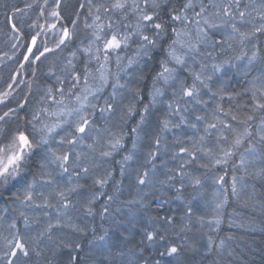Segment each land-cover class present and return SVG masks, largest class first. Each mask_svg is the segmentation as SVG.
Returning <instances> with one entry per match:
<instances>
[{
  "label": "snow or ice",
  "instance_id": "snow-or-ice-1",
  "mask_svg": "<svg viewBox=\"0 0 264 264\" xmlns=\"http://www.w3.org/2000/svg\"><path fill=\"white\" fill-rule=\"evenodd\" d=\"M3 7L8 9L9 5L5 3ZM26 8L38 13L37 21L40 17L53 20L47 29L37 22L30 23L29 28H40L41 32L55 30L54 46L48 47L45 43L42 50L37 47L40 32L30 35L29 46L23 55L28 64L41 61L42 57L47 59V53L63 51L79 39L82 46L72 52V57L76 58L77 52L87 57L84 67V83L87 85L88 62L103 59V68L115 55L119 67L123 59L121 50L136 44L135 56L128 59V66L134 63L140 65L137 79H151L152 84L148 93L149 103L143 106L142 112L138 113L139 120L130 129L133 134L132 149L127 150L122 160L116 161L120 165V181L113 179L112 169L98 171L124 148L123 128L120 127L117 132L106 125L117 111L122 122L137 114L139 89L129 88L132 97L124 103L117 99L115 90L126 85L120 84L117 78L112 85L114 91L111 98L104 99L101 104L97 93L102 92L107 83V77L102 73L100 87L94 92L86 88L76 95V107L69 109L65 106L66 111L62 114L74 115L75 119L59 140L52 134L67 121L51 126L44 124L36 110L31 113L26 110L27 98L16 108L9 107L0 114V200L10 202L13 206L11 212L16 213L9 219V208L0 210V223L7 224V235L0 234V264H31L33 255L40 257L39 244L45 238L52 240L54 229L64 226L61 218L67 216L69 209L76 208L71 199L74 193L84 198L81 208L89 216L96 214L93 207L96 202L106 198L99 214L102 221L110 223L99 234L95 229L73 226V230L83 236H88L91 231L87 246L79 240H62L56 248L68 249V252L55 264H203L210 255L220 254L225 246L223 239L217 243L213 237L207 236L200 244L188 242L184 234L191 230L195 208L184 191L189 186L193 189L202 186L201 175H195L191 170L190 166L194 163L208 171L220 168L225 174L231 167L233 196L239 194L238 186L245 177L264 180V0H86V3L81 0H76V3L72 0H52L51 4L49 0L42 3L35 0ZM12 13L9 16L6 11L5 16L11 23V31L18 33L16 14L23 16L27 13L18 6H12ZM82 18L83 29L79 30L78 23ZM65 20L71 27L63 23ZM165 37L171 40L165 50L166 58L160 61V70L149 76L153 53ZM177 45L183 50L179 54ZM237 48L239 55H227L228 50L235 51ZM217 50L225 54L224 58L213 63L211 74H206L204 69L208 65L203 61L205 58L216 60L214 53ZM189 58L194 64L199 63L200 71L188 66ZM73 59L67 60L65 65L73 81L67 93L69 96L75 95L71 88L77 87L81 80L78 73L73 74L76 67ZM234 60H245L246 63L238 66ZM233 67L243 77H251L247 79L248 87L238 94L246 96L247 101L237 104L236 111L232 108L225 111L218 101L215 107H211L204 95H210L212 99L219 97L222 101L226 89L218 85L222 84V76L227 75V69ZM181 71L191 76V83L186 77L181 78ZM216 73H221V76ZM57 79L59 84L45 91L41 104L47 103L49 98L53 103L64 104V81L59 77ZM161 83L172 89L167 101L159 99L165 95L164 88L158 86ZM56 93L61 99H57ZM9 94L5 92L2 95L7 97ZM89 95L95 99L89 100ZM227 98L230 102L235 100L232 94H228ZM3 102L0 100V103ZM157 103L165 105V113L158 121L157 130L149 131L145 128L147 115ZM196 106L203 107L197 109ZM208 108H211L210 112L205 111ZM22 110L24 119L21 124ZM46 111L44 107L39 108V113ZM202 111L204 114H199ZM221 116L226 119H221ZM10 121L16 123L14 129L9 127ZM100 121H104L105 126H99ZM38 122L42 126L38 127ZM197 122L204 125L202 135ZM185 127L197 129V136L189 138L192 141L190 144L180 135L173 139L178 148L170 149L168 143L162 142L164 133ZM213 136L215 144L209 147L207 141ZM86 140H91V143L85 145ZM50 141L55 142V148ZM142 142L147 148L143 155L144 163L134 169L133 177L139 196L123 202L128 206L127 218L117 216L113 214L111 204L117 200L116 192L120 191L123 178L128 174V163L137 155ZM84 147L89 151H83ZM170 150L171 158L178 163L167 169L164 179H159L155 161ZM201 160L206 163H198ZM237 169L242 170L244 176L238 177L235 174ZM186 179L189 184H185ZM89 180L95 190L82 191ZM213 182L220 185L212 201L214 218L205 221L204 216L195 217L201 226L207 222L210 231L219 228L221 210L228 201L224 175L213 177ZM109 184L116 192L110 194L106 191ZM153 190L162 193L174 190L169 197L162 195L156 198L162 204H169L173 199L181 204L163 215L159 212L153 215L147 204L149 193ZM28 209L32 210V214L26 211ZM49 209H56L55 216L48 212ZM36 210H42L46 219L32 235L33 226L40 223ZM115 212L120 213L121 209L117 207ZM137 235L139 243L136 248H128L125 252L124 247ZM52 251L55 256L56 249Z\"/></svg>",
  "mask_w": 264,
  "mask_h": 264
},
{
  "label": "trees",
  "instance_id": "trees-1",
  "mask_svg": "<svg viewBox=\"0 0 264 264\" xmlns=\"http://www.w3.org/2000/svg\"><path fill=\"white\" fill-rule=\"evenodd\" d=\"M42 3L43 0H40ZM52 0H49L51 4ZM73 3H76V0H72ZM85 2L86 0H81ZM99 2V0H97ZM247 2V0H245ZM8 4L9 8L5 9L3 4ZM30 3H35V0H0V100H3V103H0V114L4 111H7L9 107L16 108L18 103L24 102L25 98L29 101L26 105V110L31 113L33 110H36L40 115V120L44 124L49 126L57 123H62L67 121V123H62V127L57 128L56 131L52 134L56 137V140H59L60 136L64 134L65 129L71 126V121L75 119V116L63 115L67 108L76 107V95H80L83 90L90 89L95 91L96 88L101 86V74L103 73L107 77V83L103 87V91L97 93V96L100 98V103H103L104 99H110L111 94L114 89L112 85L116 83L117 78L120 84L126 85L125 88H117L115 91L117 93V99L123 100L124 103H127L131 97L132 93L129 92L131 89H139L140 97L138 98L139 102L136 104L137 114H134L127 119L126 122H122L119 119V111L111 118V121L107 127L111 128L113 131H119L120 127L123 128L125 133L124 137V148L116 152L111 159L106 161L102 168L98 171L103 172L105 169L113 170V179L120 181L121 177L119 174L120 165L116 161L122 160L123 156L127 154V150L132 149V139L133 134L130 132L131 127L135 126L136 122L139 120V114L143 110V106L149 103L148 93L151 88L152 81L151 79L139 80L137 79V73L140 68V65L133 64L130 67L128 66V59L135 56L136 53V44H130L126 49L121 50L120 56L123 58L121 64L117 67L115 55H113L110 61L101 68V64H104L103 59L97 62L95 59H92L88 62V83H84V67L87 57L81 55L77 52L76 58L73 59L72 52H76L78 46L80 45V40H76L75 43L69 44L67 48H64L63 51L57 50L56 53H47V59L41 58V61H36L32 64H28L23 60V55L26 54V48L29 42L30 35L40 32L38 37L37 47H40L41 50L44 46L45 36L48 39V47L54 46L55 37L53 32H41L40 28H29V24L37 22L40 26L47 29L48 24L52 23L53 20L50 17H40L37 21L38 13L34 9H27L26 5ZM12 6H18L24 8L27 15L16 14L15 22L18 24L20 31L14 33L11 31V23L6 19L5 12L7 11L8 15H12ZM86 11V9H85ZM67 15V14H66ZM68 27H71L68 24V21H63ZM59 28V22H57ZM78 29H83V18L78 23ZM83 33H81V36ZM219 38V36L217 37ZM171 43V40L168 37H165L164 40L160 42V46L153 53V60L150 62L149 76L154 75L156 71L160 70V61L166 58L165 50L168 45ZM264 43V41H262ZM227 47V45H225ZM35 51V48L34 50ZM183 50L180 49L177 45L178 54ZM240 54L239 48L235 51L228 50L227 55L235 57ZM217 56L216 60L211 58H205L204 63L208 65L204 69L206 74H211L213 63L219 62L220 59L224 58V53L219 52L214 53ZM73 59L75 64V72L81 76V80L77 87L71 88V92L75 95H67L69 92L70 85L73 81L68 75V70L65 68L67 60ZM188 66L194 68L196 71H200L199 63H193L189 58L187 60ZM234 63L238 66L246 63L245 60H234ZM21 64L24 65L21 68ZM169 66H172L171 64ZM181 78L186 77L187 81L191 83V76L186 71H181L179 73ZM217 76H221V73H216ZM60 78L64 81L63 87L65 88V97H63L64 104H56L49 101L45 104H41V99L44 96V93L49 88H54V86L59 84ZM243 74L237 72L236 68H228L227 75L222 76V84L218 86H223L226 89L225 98L221 101L219 97L214 99L210 98V95H204V99L209 102L211 107H215V103L218 101L221 103L223 109L227 111L229 108H232L233 111H236L237 104L242 101H247L246 96L238 95L242 94L244 90L248 87L247 79ZM9 85H12L9 88ZM163 87L165 90V95L159 99L162 101H167L171 96L172 89L163 85L162 83L158 85ZM215 90V89H214ZM206 91V90H205ZM8 92L10 93L7 97L2 94ZM228 94L235 96V100L230 102L227 98ZM57 99H61L58 93H56ZM95 98L89 95V100H94ZM44 107L47 109L45 113H39V108ZM197 109L203 106H196ZM151 114L147 115L145 128L149 131L157 130V124L159 119H161L165 113V105L163 103H157L151 110ZM205 111L210 112L211 108L205 109ZM199 114L203 115L204 112ZM31 118L30 116L28 117ZM24 111H21V120L20 123H23ZM194 119V117H193ZM221 119H226L221 116ZM38 127L42 126L39 122ZM99 126H105L104 121H100ZM9 127L14 129L16 123L14 121L9 122ZM204 125L202 122H197V128L200 130L199 134H203ZM186 133V134H185ZM180 135L181 138L188 144L192 141L190 137L197 136V129L192 128H180L174 129L171 132H166L163 134L162 142L168 143L169 148H178L179 145L173 144V139L175 136ZM143 137V133H141ZM52 146L55 148L56 144L54 141H50ZM91 143V140H86L85 145ZM207 144L209 147L215 144V136L208 139ZM83 151H89L87 147L82 149ZM147 148L145 143H141L140 147L137 150V155L133 158L132 161L128 163V174L123 178V184L120 186V191L116 190L109 184L106 188L110 194L116 192L117 200L111 204V210L113 214L117 216H123L127 218L128 206L123 203L125 201L138 198L139 193L137 192L134 177V169L138 168L141 164L144 163L143 155L146 153ZM242 151V149H241ZM98 157V152H97ZM171 150L162 153L161 156L155 161L157 165L156 176L159 179H164V174L168 168L175 167L178 161L173 160ZM198 163H206L205 160H201ZM238 163V157H237ZM193 170V174L201 175L202 186L199 189H193L191 186L187 187L184 191L185 197L192 201L195 211L192 223L190 225L191 230L186 232L184 235L187 236L188 242L190 244H200L206 240L207 236L213 237V239L219 243L220 240H225V246L220 254L210 255L203 264H264V180L259 178L245 177L244 182L239 185L240 188L239 194L237 196L231 195V177L232 169L228 168L227 174L220 169L214 168L210 171L199 168L197 163H194L190 166ZM238 177L244 176L242 170L237 169L235 173ZM217 175H224L225 183L224 187L228 189L227 196L228 201L221 210L220 215V224L219 228H213L210 231L209 225L207 222L201 226L197 223L196 216H204L205 221L212 220L213 217V199L214 193L220 189V185L213 182V177ZM185 184H189V181L186 179ZM179 186V185H177ZM143 187V186H141ZM156 187H159L157 185ZM95 189L91 185V181H88V184L84 186L82 191L92 192ZM145 191H149L145 189ZM174 190H168L165 192L159 191H150L147 198V204L149 211L154 215L156 212H159L161 215L169 211V209H177V206L181 204L180 201L171 200L169 204H162L160 199L156 197L165 196L169 197L172 195ZM71 199L76 208L69 209L67 216L62 217V223L64 226L54 229L52 240L45 238L39 244V250L42 252L40 257L33 255L31 264H55V261L60 257H66L68 249H57L58 245L62 240L64 242H71L79 240L81 243L87 246V240L91 237V231H89L88 236H83L78 232L73 230V226L78 225L81 228H87L89 230L95 229L97 234H99L103 228L109 226L110 221H102L100 217V208L101 205L105 202L106 198L102 197L96 204L93 206L95 210L94 216L86 215L84 209L81 208V204L84 202V198L74 193L71 196ZM9 208V219L16 215V213L11 212L13 207L10 202L0 200V210L4 208ZM119 207L121 209L120 213H116L115 209ZM32 214V210H26ZM48 212L55 216L56 209H49ZM35 215L39 217L40 223L33 226L32 235H35L36 230H38L46 219L42 210H36ZM7 224L0 223V234L7 235L5 231ZM139 243V236L137 235L134 239L127 243L124 247V251L127 252L128 248L135 249ZM53 249H56V255H53ZM191 255V253H187ZM127 259V257H125ZM199 260V256H197Z\"/></svg>",
  "mask_w": 264,
  "mask_h": 264
},
{
  "label": "rangeland",
  "instance_id": "rangeland-1",
  "mask_svg": "<svg viewBox=\"0 0 264 264\" xmlns=\"http://www.w3.org/2000/svg\"><path fill=\"white\" fill-rule=\"evenodd\" d=\"M48 39H47V37L45 36V41H44V44L46 43V44H48ZM37 43H38V39H37ZM34 50V49H33Z\"/></svg>",
  "mask_w": 264,
  "mask_h": 264
}]
</instances>
